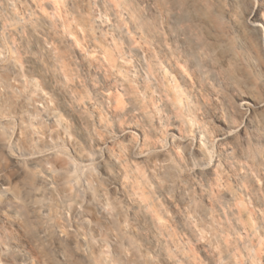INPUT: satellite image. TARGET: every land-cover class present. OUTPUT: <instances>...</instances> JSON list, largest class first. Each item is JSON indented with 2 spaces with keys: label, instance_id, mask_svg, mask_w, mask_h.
<instances>
[{
  "label": "clouds",
  "instance_id": "9594fccd",
  "mask_svg": "<svg viewBox=\"0 0 264 264\" xmlns=\"http://www.w3.org/2000/svg\"><path fill=\"white\" fill-rule=\"evenodd\" d=\"M0 264H264V0H0Z\"/></svg>",
  "mask_w": 264,
  "mask_h": 264
}]
</instances>
